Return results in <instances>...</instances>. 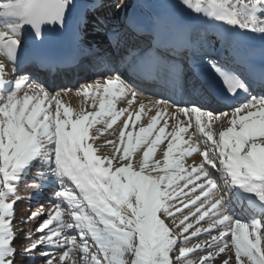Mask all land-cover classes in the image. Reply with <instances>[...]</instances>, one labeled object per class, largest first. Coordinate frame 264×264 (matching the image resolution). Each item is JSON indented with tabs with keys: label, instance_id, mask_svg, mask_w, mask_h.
<instances>
[{
	"label": "snow or ice",
	"instance_id": "obj_1",
	"mask_svg": "<svg viewBox=\"0 0 264 264\" xmlns=\"http://www.w3.org/2000/svg\"><path fill=\"white\" fill-rule=\"evenodd\" d=\"M181 2L228 30L264 37V0ZM75 9L74 0H0V264H20L17 255L39 264H215L222 254L220 264H264V93L254 94L256 82L209 58L220 92L194 90L188 98L161 96L146 104L119 73L82 85L76 94L91 98L94 110L74 109L61 92L19 75V65L27 33L42 41L45 29L67 27ZM128 57L143 79L179 76L159 46ZM259 87L264 90V73ZM117 100L127 107L117 110ZM125 114L118 141L97 146ZM142 114L148 122L136 130ZM105 145L112 151L98 154ZM158 148L161 158H155ZM193 154L201 159L186 167ZM34 167L24 187L35 191L22 197L19 186ZM46 188L53 190L50 206L41 204L14 227L18 201ZM176 213L183 217L178 223ZM45 214L35 232L22 226ZM190 217L197 225L207 218V226L194 228L186 223ZM202 234L208 239L199 240Z\"/></svg>",
	"mask_w": 264,
	"mask_h": 264
},
{
	"label": "bare ground",
	"instance_id": "obj_2",
	"mask_svg": "<svg viewBox=\"0 0 264 264\" xmlns=\"http://www.w3.org/2000/svg\"><path fill=\"white\" fill-rule=\"evenodd\" d=\"M193 17H194V18H200V19L204 20L205 22H206V21H210V20L206 19L203 15H198V14H196L195 12L193 13ZM103 20H104V19H103ZM210 23L212 24L213 27L221 26V24H219L218 22L210 21ZM112 28L114 29L115 34L118 32V31H116V30H119V29H120V27H117V26L114 25V24L112 25ZM87 39H88V37H87ZM80 99H84V97H82V98H80ZM80 99H75V100H72V101H65V103H68V105L71 106V107H73L74 109H79V108L82 106L80 103H78V101H79ZM88 101H89V103H91V102H92L91 98H89ZM19 194L23 197V195H24V190H23L22 192L20 191ZM46 197H47V198H50V195H46ZM170 203H171V202H170ZM19 220H20V218L16 217L15 222H16V221H19ZM189 222H190V223H193L192 221H189ZM166 223H168L169 226H170V221H167ZM16 227H20V225H17ZM17 261L20 262V264H22V260H21V259H17Z\"/></svg>",
	"mask_w": 264,
	"mask_h": 264
},
{
	"label": "rangeland",
	"instance_id": "obj_3",
	"mask_svg": "<svg viewBox=\"0 0 264 264\" xmlns=\"http://www.w3.org/2000/svg\"><path fill=\"white\" fill-rule=\"evenodd\" d=\"M102 125L103 124L101 123L98 126H96V128L94 129L95 132H96V129H101L102 128ZM108 136L111 137L112 139L116 138V134L109 133ZM102 150L105 151V152H110L111 151L110 150V147L109 146H106V145L104 147H102ZM175 207H177V205H175Z\"/></svg>",
	"mask_w": 264,
	"mask_h": 264
}]
</instances>
